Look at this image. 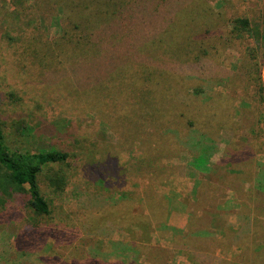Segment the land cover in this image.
Returning <instances> with one entry per match:
<instances>
[{
    "label": "rangeland",
    "instance_id": "rangeland-1",
    "mask_svg": "<svg viewBox=\"0 0 264 264\" xmlns=\"http://www.w3.org/2000/svg\"><path fill=\"white\" fill-rule=\"evenodd\" d=\"M142 1L78 54L0 0L5 143L67 155L47 215L0 190V264H264V0Z\"/></svg>",
    "mask_w": 264,
    "mask_h": 264
},
{
    "label": "trees",
    "instance_id": "trees-1",
    "mask_svg": "<svg viewBox=\"0 0 264 264\" xmlns=\"http://www.w3.org/2000/svg\"><path fill=\"white\" fill-rule=\"evenodd\" d=\"M54 3L57 11L64 14L60 40L70 46L71 52H85L92 40H96L100 33H96L102 24L108 25L115 15L120 14L122 9L132 10L141 8L142 0H104L105 6L101 9L99 0H47ZM133 1H136L132 3ZM129 5V6H128ZM127 6V7H126ZM32 9L22 7L20 12L26 13ZM33 13V11H32ZM30 13V16H32ZM33 18V17H32ZM31 21V20H30ZM241 31L247 28L246 20L239 21ZM27 26V23H25ZM101 31V30H100ZM66 45V46H68ZM105 73L109 74L112 68ZM262 124V125H261ZM258 129L259 138L264 129V123ZM67 155L59 150L50 149L36 153L20 152L10 149L6 143L0 127V190L5 196L25 193L29 206L36 214L47 215L48 204L41 196L37 176L44 166L64 162ZM25 187L27 188L25 190Z\"/></svg>",
    "mask_w": 264,
    "mask_h": 264
},
{
    "label": "crops",
    "instance_id": "crops-1",
    "mask_svg": "<svg viewBox=\"0 0 264 264\" xmlns=\"http://www.w3.org/2000/svg\"><path fill=\"white\" fill-rule=\"evenodd\" d=\"M180 226H182V224H180ZM200 236H203L202 234H200ZM217 251H215L214 252V255H216L217 253H216ZM204 264H206V263H204Z\"/></svg>",
    "mask_w": 264,
    "mask_h": 264
}]
</instances>
